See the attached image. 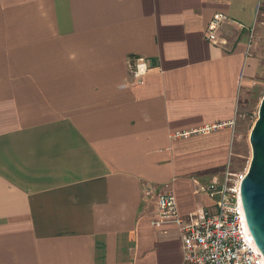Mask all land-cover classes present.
Returning <instances> with one entry per match:
<instances>
[{
	"label": "crops",
	"instance_id": "obj_1",
	"mask_svg": "<svg viewBox=\"0 0 264 264\" xmlns=\"http://www.w3.org/2000/svg\"><path fill=\"white\" fill-rule=\"evenodd\" d=\"M262 2L0 0V264H183L157 196L171 192L191 220L214 210L211 177L239 171ZM216 12L228 20L214 44L204 32Z\"/></svg>",
	"mask_w": 264,
	"mask_h": 264
},
{
	"label": "built area",
	"instance_id": "obj_2",
	"mask_svg": "<svg viewBox=\"0 0 264 264\" xmlns=\"http://www.w3.org/2000/svg\"><path fill=\"white\" fill-rule=\"evenodd\" d=\"M226 20L228 17L224 13H214L207 23L205 38L214 44L219 43L217 31ZM127 64L132 74V84L142 83L147 71L143 58L129 57ZM227 124L232 125L233 120L175 130L170 133V138L208 133ZM246 171L226 168L220 175L212 176L203 190L213 199L214 210L195 214L191 220H184L177 214L171 192L158 194L156 204L160 219H172L179 226L183 264H264V254L252 238L241 200L240 183Z\"/></svg>",
	"mask_w": 264,
	"mask_h": 264
},
{
	"label": "water",
	"instance_id": "obj_3",
	"mask_svg": "<svg viewBox=\"0 0 264 264\" xmlns=\"http://www.w3.org/2000/svg\"><path fill=\"white\" fill-rule=\"evenodd\" d=\"M251 159L240 183L242 205L252 238L264 254V97L249 133Z\"/></svg>",
	"mask_w": 264,
	"mask_h": 264
},
{
	"label": "rangeland",
	"instance_id": "obj_4",
	"mask_svg": "<svg viewBox=\"0 0 264 264\" xmlns=\"http://www.w3.org/2000/svg\"><path fill=\"white\" fill-rule=\"evenodd\" d=\"M261 18L264 19V2L260 7ZM256 54L259 57V70L254 83L246 88L240 97V104L236 116V131L238 139L235 143V156L232 162V169L247 170L251 159V146L249 133L258 117V108L262 97H264V32L256 41Z\"/></svg>",
	"mask_w": 264,
	"mask_h": 264
}]
</instances>
